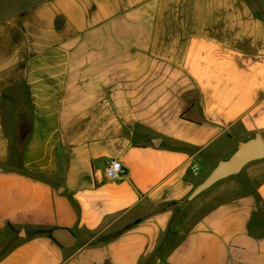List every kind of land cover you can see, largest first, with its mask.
I'll return each mask as SVG.
<instances>
[{"label": "crops", "instance_id": "crops-1", "mask_svg": "<svg viewBox=\"0 0 264 264\" xmlns=\"http://www.w3.org/2000/svg\"><path fill=\"white\" fill-rule=\"evenodd\" d=\"M20 83V168L0 110V264H264V159L156 252L217 158L264 139V0H0V103Z\"/></svg>", "mask_w": 264, "mask_h": 264}, {"label": "rangeland", "instance_id": "rangeland-1", "mask_svg": "<svg viewBox=\"0 0 264 264\" xmlns=\"http://www.w3.org/2000/svg\"><path fill=\"white\" fill-rule=\"evenodd\" d=\"M0 110L3 130L9 141L10 167L20 168V153L30 129L29 97L27 88L23 83L16 85L4 94L0 103ZM248 169L246 168L241 176H245ZM214 189L200 195L184 210L175 214L168 234L157 248L169 249L193 222L215 202L211 196ZM12 244H14L13 240H1L0 253Z\"/></svg>", "mask_w": 264, "mask_h": 264}, {"label": "water", "instance_id": "water-1", "mask_svg": "<svg viewBox=\"0 0 264 264\" xmlns=\"http://www.w3.org/2000/svg\"><path fill=\"white\" fill-rule=\"evenodd\" d=\"M262 159L264 139L259 133L241 140L229 154L217 158L207 174L176 203V210L178 212L184 210L200 195L229 178L240 176L248 165ZM50 236L63 248L75 246L76 237L70 229L55 227L50 230Z\"/></svg>", "mask_w": 264, "mask_h": 264}, {"label": "built area", "instance_id": "built-area-1", "mask_svg": "<svg viewBox=\"0 0 264 264\" xmlns=\"http://www.w3.org/2000/svg\"><path fill=\"white\" fill-rule=\"evenodd\" d=\"M125 167L118 160H109L105 162L104 175L109 180H122L126 176Z\"/></svg>", "mask_w": 264, "mask_h": 264}, {"label": "trees", "instance_id": "trees-1", "mask_svg": "<svg viewBox=\"0 0 264 264\" xmlns=\"http://www.w3.org/2000/svg\"><path fill=\"white\" fill-rule=\"evenodd\" d=\"M26 138H27V137H26ZM25 140H26V139H25ZM24 143H25V142H24ZM169 229H170V228H169ZM162 250H163V248H162V247H160V248H158V249L156 250V252H157V251L161 252ZM154 254H155L154 252H153V253H151V254L149 255V258H150V257H152V258H153V257H154Z\"/></svg>", "mask_w": 264, "mask_h": 264}]
</instances>
